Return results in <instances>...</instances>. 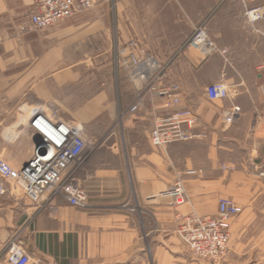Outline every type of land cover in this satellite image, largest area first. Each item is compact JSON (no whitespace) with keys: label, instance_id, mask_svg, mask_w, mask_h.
Instances as JSON below:
<instances>
[{"label":"crops","instance_id":"obj_1","mask_svg":"<svg viewBox=\"0 0 264 264\" xmlns=\"http://www.w3.org/2000/svg\"><path fill=\"white\" fill-rule=\"evenodd\" d=\"M94 1L93 9L28 32L32 0H0V158L16 169L29 162L36 113L57 111L89 139H103L78 172L85 208L62 198L41 205L19 191L0 196V264H8L13 238L30 264H211L193 256L177 229L190 213L216 215L221 198L242 207L222 264H263L264 173L256 167L264 157V20L252 23L245 12L264 0ZM201 24L214 52L188 46ZM133 38L164 68L160 84L181 86L180 104L168 108L147 93L128 112L150 75L135 76L123 52ZM220 80L229 96L209 99L206 87ZM185 107L198 117L199 136L153 145L155 122ZM248 166L251 174L242 170ZM246 176L256 184L242 196ZM180 178L188 198L176 206L166 192Z\"/></svg>","mask_w":264,"mask_h":264},{"label":"built area","instance_id":"obj_2","mask_svg":"<svg viewBox=\"0 0 264 264\" xmlns=\"http://www.w3.org/2000/svg\"><path fill=\"white\" fill-rule=\"evenodd\" d=\"M248 3L254 0H241ZM33 9L28 24L23 31L44 30L75 15L93 9L94 0H32ZM247 19L254 23L264 20V5L247 9ZM188 46L202 52H214L217 47L210 38L205 24L199 25L188 41ZM130 51V64L135 67L134 75L146 77V83L129 107L128 112L139 109L144 94L165 99L168 108L181 102V86L177 83L160 84L165 76L164 68L142 48L137 39H131L123 48ZM143 55L144 58L139 57ZM230 86L223 80L209 84L206 93L209 99H225L229 96ZM238 110V107L235 111ZM234 113L226 117L231 122ZM198 117L193 109L185 107L174 110L159 118L152 129L151 141L157 147H166L171 143L187 141L199 136L194 132ZM30 127L37 135L38 143L33 156L23 167L16 169L0 158V196L8 190L24 193L34 202L54 206L56 198L66 200L70 205L85 208L88 193L81 183L78 172L82 169L89 154L98 148L103 139L91 140L84 126L65 119L57 111L51 114L36 113L30 120ZM257 174L264 173V157L256 167ZM260 173H259V172ZM203 170L189 169L186 175L202 173ZM173 205L186 202L187 192L180 178L167 192ZM242 211L231 198H221L214 216H201L190 213L181 219L177 233L193 256L206 262H220L228 253L231 237V224L235 216ZM4 259L8 264H30L31 256L23 243L17 238L11 239L4 249Z\"/></svg>","mask_w":264,"mask_h":264},{"label":"rangeland","instance_id":"obj_3","mask_svg":"<svg viewBox=\"0 0 264 264\" xmlns=\"http://www.w3.org/2000/svg\"><path fill=\"white\" fill-rule=\"evenodd\" d=\"M230 169L231 170H234L233 167L229 168V170ZM242 170L243 171H247V174H251V172H252V169H250V166H248L247 169H242ZM241 182L245 186L244 189H243V191H242L243 192L242 196L247 195V193H248L247 191H248L249 187L252 186V185H254V184H256L255 179L250 178V176H246V177L242 178ZM228 253H229V251H228ZM228 253H227V255L220 262H217V263L206 262V261H201V262H203V263H211V264H222V263H224L225 259L227 258ZM246 264H249V261H247Z\"/></svg>","mask_w":264,"mask_h":264},{"label":"water","instance_id":"obj_4","mask_svg":"<svg viewBox=\"0 0 264 264\" xmlns=\"http://www.w3.org/2000/svg\"><path fill=\"white\" fill-rule=\"evenodd\" d=\"M26 164H27V163H26ZM26 164H25V165H26Z\"/></svg>","mask_w":264,"mask_h":264}]
</instances>
